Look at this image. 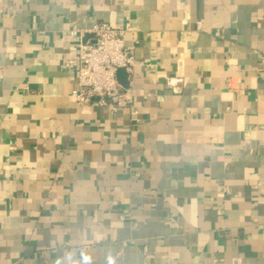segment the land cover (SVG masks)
Segmentation results:
<instances>
[{"label":"crops","instance_id":"crops-1","mask_svg":"<svg viewBox=\"0 0 264 264\" xmlns=\"http://www.w3.org/2000/svg\"><path fill=\"white\" fill-rule=\"evenodd\" d=\"M98 22L129 106L74 96ZM80 251L264 264V0H0V264Z\"/></svg>","mask_w":264,"mask_h":264},{"label":"built area","instance_id":"built-area-1","mask_svg":"<svg viewBox=\"0 0 264 264\" xmlns=\"http://www.w3.org/2000/svg\"><path fill=\"white\" fill-rule=\"evenodd\" d=\"M124 30L98 22L88 30L92 36L69 54L67 64L75 62L78 67L77 87L73 93L80 104H88L92 97H97V103L112 108L129 106L131 99L117 79L118 69L123 68L129 76L135 65L133 48L123 42ZM181 83L179 76L165 79V84L171 88H177Z\"/></svg>","mask_w":264,"mask_h":264},{"label":"clouds","instance_id":"clouds-1","mask_svg":"<svg viewBox=\"0 0 264 264\" xmlns=\"http://www.w3.org/2000/svg\"><path fill=\"white\" fill-rule=\"evenodd\" d=\"M56 264H93V258L85 251L77 253H69L65 257H60ZM106 264H117L115 256L109 254L106 257Z\"/></svg>","mask_w":264,"mask_h":264},{"label":"water","instance_id":"water-1","mask_svg":"<svg viewBox=\"0 0 264 264\" xmlns=\"http://www.w3.org/2000/svg\"><path fill=\"white\" fill-rule=\"evenodd\" d=\"M117 79L124 88H128V75L123 68L118 69ZM93 98L97 99V97Z\"/></svg>","mask_w":264,"mask_h":264}]
</instances>
